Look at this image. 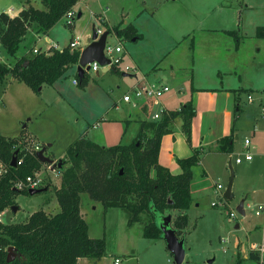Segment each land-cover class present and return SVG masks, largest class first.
Returning <instances> with one entry per match:
<instances>
[{
	"label": "rangeland",
	"instance_id": "374dc122",
	"mask_svg": "<svg viewBox=\"0 0 264 264\" xmlns=\"http://www.w3.org/2000/svg\"><path fill=\"white\" fill-rule=\"evenodd\" d=\"M249 1L252 2V9H245L240 19L242 30L250 37L247 43L239 51L230 47L203 50L204 53L211 54L210 60L202 58L200 61L206 69L203 70L206 71L205 76L202 70L197 71L201 72L200 79L211 83L218 79L222 81L223 75L212 77L210 71L221 62L230 67L237 66V69L246 67L241 76L246 82H250L247 86L257 92L264 89V42H260L257 37L258 26H264V7L261 5L262 0ZM241 2L243 0H80L74 10L75 20L70 23L63 19L53 28L51 34H36L35 46L46 51L51 46L46 40L51 37L60 49L69 46L76 39L88 46L92 42L94 29L105 32L104 23L110 22L112 26L108 24V27L112 29L136 26L135 39L138 41L120 39L114 32L110 33L107 40L112 46L124 48L126 54L121 65L123 71L131 75L150 72L157 63L155 56L162 54L163 58H166L162 66L172 63L179 71L180 68L193 64L191 38L184 40L182 35H186L187 31L191 32L189 30L195 28L198 23L201 28L222 25L238 30L236 25L241 11L238 4ZM22 4L25 8L43 7L39 0H0V9ZM80 13L82 15L78 18ZM139 33L144 36L140 40ZM200 38L206 46H213V36ZM258 42L262 47L261 53L256 50ZM199 50L201 52V48ZM0 62L14 63V58L0 48ZM77 68L69 72L68 78L58 81L54 86H45L40 94L26 84L11 82L10 79L1 85L0 133L8 139H20L21 135L26 134L22 136L27 143L26 148L21 147V142L18 143V148L29 149V153H38L45 149L46 156L59 163L67 159L69 149L80 138L97 142L101 146L114 141V135L109 134V130L111 127L115 128L114 125H117L120 117L130 115V119H143L135 121L138 124L151 121L153 109L147 107L146 110H135L123 101L118 104L119 108L116 106L115 101L123 97L124 91L132 85L131 78L121 85L120 67V74H108L106 77L103 72H85L88 83L84 86L77 77ZM235 77L234 74L232 79ZM74 79L79 82L78 85L73 84ZM262 96L264 98L263 94ZM243 100L246 104V97H243ZM257 103L247 106L242 115L239 122V127L241 125L242 128L239 131V139L235 141V152L228 157L227 163L224 158L210 159L212 165L207 166L211 178L204 186L201 184L195 189L194 197H200L196 201L199 204L200 200V206H193L194 202L187 212L189 226L184 234L187 250L184 264H210L211 261V264H236L238 255L242 264H255L248 259L249 252L240 250L238 255L235 254L236 242L239 240L244 243L263 216L257 217L248 209L247 217L239 215L235 222H230L229 215L249 194H264V108ZM132 126V133L135 134L138 126L133 123ZM249 136L253 140L251 152L254 160L235 165L236 158L246 152H241L240 147ZM133 138H129L127 142ZM50 144L53 147H50ZM230 161L235 165H232L235 174L232 201L225 197L224 199L222 194L215 191L217 183L223 184V191L227 190L232 177ZM67 167L69 164H64L63 169ZM6 169L5 166H0V173L5 175ZM37 172L43 176L48 191L34 196L19 194L15 204L17 211L6 209L0 215L2 223L26 221L32 213L41 209H45L50 215L58 212L55 190L61 186V169L52 171L50 165L44 164ZM82 210L90 227V236L96 239L105 238L107 242L108 256L99 264H114L116 258H120V264H175L174 256L164 240H148L143 237V229L150 221L147 215H143L142 222L129 226L124 210L105 209L102 204L92 201L87 195L82 197ZM168 213L169 211L165 212ZM171 213L172 226L175 227L176 218L183 212L172 210ZM239 223L241 229L236 230L235 226ZM256 235L258 236V233ZM243 243L240 242L241 249L244 247Z\"/></svg>",
	"mask_w": 264,
	"mask_h": 264
},
{
	"label": "trees",
	"instance_id": "16d2710c",
	"mask_svg": "<svg viewBox=\"0 0 264 264\" xmlns=\"http://www.w3.org/2000/svg\"><path fill=\"white\" fill-rule=\"evenodd\" d=\"M39 1L42 8L29 6L17 17L0 14V44L14 58V63L0 62V86L11 78L40 94L45 86H54L68 78L69 72L79 66L81 51L70 46L52 48L49 52L40 49L35 53L34 50L36 34L48 35L80 0ZM104 26L105 32H114L120 39L136 38L134 26L123 29L109 28L107 23ZM118 68L110 70L120 74ZM77 77L83 86L88 83L86 74L83 78ZM195 116V104L189 101L178 111H165L160 120L142 121L137 136L130 143L105 147L85 138L78 139L69 149L68 160H63L69 167L61 169V186L55 190L58 212L50 215L41 209L20 223L0 222V264H78L82 258L96 263L107 257L106 239L90 236V227L81 211L83 195L105 209L124 210L129 226L142 222L143 215H147L150 221L143 229V237L148 240H163L155 214L181 211L184 214L176 218L173 227L182 237L189 226L187 212L194 203V169L200 164L202 151L196 149L189 158L178 160L182 169L179 175L172 174L160 163V151L163 138L174 131L179 119L191 144ZM25 135L8 139L0 133V160L8 169L0 176V215L15 206L19 194L29 195V191L16 190L14 183L34 175L44 165L37 153L27 154L21 166L11 165L19 150L18 143L21 142V147L27 146L22 137ZM222 141L226 144L223 146L221 142L220 150L231 151V140ZM22 156L20 153L19 158ZM45 188L48 191L47 185L42 189ZM166 211L169 213L165 214ZM11 247L15 248L16 257L9 262ZM250 259L259 264L260 255L251 252ZM236 264H242L240 255Z\"/></svg>",
	"mask_w": 264,
	"mask_h": 264
},
{
	"label": "crops",
	"instance_id": "0c3cea01",
	"mask_svg": "<svg viewBox=\"0 0 264 264\" xmlns=\"http://www.w3.org/2000/svg\"><path fill=\"white\" fill-rule=\"evenodd\" d=\"M250 4H252V2H250L249 0H243V2L238 4L239 5L238 9L241 10L239 22L236 25L238 30L235 29L234 27H230V29H228L226 28V26H222V25L208 26V27L202 26L203 28H201L199 27V23H198L196 24L195 28H191L192 30H189L191 32L187 31L186 35L185 34L182 35L184 40L191 38L190 50L192 53L193 64L190 67L188 66L182 67L179 69V71H177V69L172 65V63L162 66L164 64L163 62L164 59H166L163 58V54L161 56L158 55L155 56L157 63L154 64L150 72H139L136 75L133 74L131 75L125 73L123 71V68L120 66L121 76H122L121 85H123V83H125L128 78L132 79V85L129 86V88L124 91L123 95L126 92H128L131 89V87H133L135 84L141 83L144 79H148L150 81L163 82L171 87L172 91L166 96L164 101L165 106L169 111H178L181 109L183 105H185L189 101H192L195 104L196 116L192 123L191 144L187 141L186 135L183 132L182 120L181 119L177 120L174 131L163 138L161 151H160V163L163 166L167 167L172 174L179 175L182 173V169L178 164V160L189 158L194 154V151L196 149H200L202 151V158L200 164L194 169V178H193L192 195L195 202L193 206L196 207L200 206V200H199V204L196 203V201L200 199V197H194V192L196 191L195 189L198 188V186L201 184H202L201 186H204V183L210 180L211 175L209 173L210 169L208 168V166L212 165L213 158L215 160H219V158H224V161L227 163L228 157L235 152L236 150L235 141L239 139L240 137L239 131L240 128H242L241 125L239 127V122H241L242 115L243 113H245L247 106L258 102L257 104L262 105L264 108V98L262 96V94L264 95L263 93L264 89L261 92H257L254 88L248 87L249 86L248 83L250 82H246V79L244 80L243 76H241L243 75L244 69L246 67L244 68L238 67L237 69V66L230 67L225 63L220 62L218 63L217 67L211 69L210 71L212 77H216V76L221 77L223 75L221 77L222 81L218 79V80H214V82L212 83L210 81H206L205 79H200L201 72L200 73L197 72L202 70V72L204 73L203 76L206 75V71H203L206 69L201 65L200 61L202 58H206L207 60H210L209 55L211 54V52L210 54H207L204 53L203 50L214 49V47L217 49L221 47L222 48L225 47L227 49L228 47H230L232 50L239 51L240 49H242V46H244V44L247 43V40L250 37L244 30H242V24L240 23V19L245 9H252ZM261 5L264 7V0H262ZM24 9H25L24 4L18 7L9 6L8 8L0 9V14L7 13L11 17H17ZM108 24L111 25L110 22ZM134 27L136 28V26ZM257 29H258L257 37L260 39V42H264V26H258ZM260 29H262L261 32H259ZM51 31L49 32V34H51ZM209 35L213 36V46L211 48L206 46L205 42L202 41V39L200 38V36H202L203 39H206L207 36ZM197 36H199L198 39ZM143 37L144 36L141 35V38H139V40L142 39ZM51 38L48 39H50L54 43L53 38L52 39ZM225 38H228V40H226ZM0 48H2L1 44H0ZM200 48H201V52L199 50ZM256 50L258 53L262 52V47L260 46L259 42L257 44ZM231 69H234V71H231ZM101 72L104 73L105 77L108 74L110 75L117 74L115 71L110 69L108 70V72H104V70H102ZM234 74L236 77L235 79H232V76H234ZM9 81L16 82L14 79L11 78ZM220 83L222 84L221 86ZM118 87L122 90V86L119 85ZM250 95L254 97L253 101L249 100ZM243 97H246L247 100L245 101L246 104H244L243 102L244 101ZM120 102H122V97L115 101V104L118 108H119L118 104H120ZM140 120L143 119H130V115L125 117H120L117 120L118 121L116 123L117 125H114L115 128L112 129L111 127L110 130L108 129L110 131L109 134L113 133L114 141L110 142V144L108 145H103V146L109 147V146L118 145L122 142L128 143L127 140L129 138H133L135 135L137 136V133L140 130V123L139 124L135 123V121H140ZM126 121H128V123H126ZM132 123L138 126L137 128L138 131H136L135 134L132 133V127H133ZM97 125L101 126L99 124ZM119 125L121 127H119ZM227 139L231 140L230 141V145L232 147L231 151L220 150V143L223 142L222 140H227ZM247 139L251 140V146L248 149L251 152V148L253 147V142H252L253 140L251 136L247 137L245 141ZM245 141L242 143V146L240 147V151L243 153L246 151ZM224 144L226 143L223 142V146ZM50 147L53 146L51 145ZM224 148L226 149V147ZM251 154L253 155L252 152ZM210 159L212 160L210 161ZM244 162H251V161H244ZM229 164L231 169L233 170L232 165L235 166L236 162L235 165L231 161L229 162ZM218 184L223 185L222 183H217V185ZM215 191H217V189ZM217 192L222 193L223 191H217ZM225 192L226 191H224V193ZM233 192H234V185H233ZM243 200H245L244 209L246 212V215L243 217H247V211L249 209L248 204L254 207V209H251V211L254 213L256 210H259L260 208L261 209L264 208V194L262 195V193L259 196H256V194H249L241 201ZM241 201L238 203L237 207H235L236 210L240 205ZM255 206L258 208H256ZM81 211L82 214L85 216L82 208ZM256 216L257 217L263 216V217L254 226V230L250 232L249 236L246 238V241L244 243L243 241H240L241 243H243L242 247L244 246L242 250H244V252L246 253L254 252L250 250L251 244L264 243V214L260 216L258 215ZM238 225L239 228H237ZM235 229L236 230L241 229V224L240 223L237 224L235 226ZM256 233H258V236L256 235ZM239 250H241V247L240 249H237L235 254H237ZM245 257L247 258V256ZM116 259H120V258H116ZM248 259H250V254ZM102 260L97 261L95 263L90 261L89 259L82 258L79 260L78 264H99V262H101Z\"/></svg>",
	"mask_w": 264,
	"mask_h": 264
},
{
	"label": "built area",
	"instance_id": "2783aa9c",
	"mask_svg": "<svg viewBox=\"0 0 264 264\" xmlns=\"http://www.w3.org/2000/svg\"><path fill=\"white\" fill-rule=\"evenodd\" d=\"M74 10L69 12L64 17V19H67L70 23H72L75 20ZM97 32L99 34V37L103 34L102 30H98ZM46 42L51 46L45 52L51 51L52 48L60 49V47L57 44L53 43L50 39H47ZM69 46L72 49L80 50L81 54L84 51V49L87 47L86 44H83L79 39H76L75 41L71 42ZM39 50H40L39 48H35L34 52L38 53ZM104 54H105V57L110 60V64H108L107 66H102L98 62H94L90 64V69L86 70V72L98 74L104 69V67H108V69L120 67L122 65V61L124 59L126 52L122 46H112L107 42L105 50H104ZM73 84L78 85L79 82L77 80H74ZM171 91L172 89L168 84H165L160 81H150L148 79H144L141 83L135 84L133 87H131V89L123 95L122 101L135 110L141 109V108L143 109L145 106H147L150 109H153L154 113L151 115V119L154 121H157V120H160L162 118L163 113L168 110L167 107L165 106L164 101H165L166 96ZM263 93H264V90H263ZM249 100L253 101L254 97L250 95ZM263 116H264V110H263ZM250 146H251V140L247 139L245 141L246 152L244 155L236 158V164H241L244 161L253 160V155L248 150ZM23 148H26V146ZM18 151H19V154H18L17 166L23 165L24 158L27 154L37 153V151L29 153V149H22V148H19ZM20 153H23V156L21 158H19ZM0 166L1 167L5 166V164L1 160H0ZM7 172H8V169H6L5 173ZM3 175H4L3 173H0V176H3ZM44 186H45V180L39 172H36L34 173V175L28 176L25 179H18L14 183V188L20 192L38 190V189H42ZM223 190H224L223 185L218 184L217 191H223ZM220 194H222L223 198L225 197L224 191ZM248 208L254 209V207L249 204H248ZM255 213L258 216L263 215L264 208L256 210ZM239 215L240 214L238 213L237 210L235 211L231 210L230 215H229L230 222H235V220L238 218ZM1 218L2 217L0 216V222L2 223ZM236 248L240 249L239 240H237L236 242ZM250 250L258 253L260 255L259 264H264V243L251 244ZM241 251L244 252V250L242 249ZM115 264H120V259H116Z\"/></svg>",
	"mask_w": 264,
	"mask_h": 264
},
{
	"label": "water",
	"instance_id": "95a60500",
	"mask_svg": "<svg viewBox=\"0 0 264 264\" xmlns=\"http://www.w3.org/2000/svg\"><path fill=\"white\" fill-rule=\"evenodd\" d=\"M81 13L79 14L78 18L81 17ZM110 33L108 31L104 32L100 37L96 29H94V33L92 35V42L84 49V51L81 54L79 66L77 68V72L80 78H83L86 70L90 69V64L94 62L100 63L102 66H107L110 64V60L105 57L104 50L106 47V43L108 40ZM136 40V39H135ZM104 72H108V67H104ZM51 146V145H50ZM46 150L42 149L37 153V157L40 159V161L43 164H47L51 166V169L53 171L57 169H62L64 164L63 161H60L59 163L55 162L52 158H49L46 156ZM18 154L19 151H16L13 160H12V166L17 167V160H18ZM234 179L235 174L232 170V177L230 180V183L228 185V188L225 192V198L229 201L234 199L233 194V185H234ZM47 189H38V190H30L29 195L34 196L36 194H40ZM245 200L241 201L240 205L237 208V211L240 213V215L245 216L246 212L244 209ZM12 211H17V206L12 207ZM156 215V222L159 226V228L163 232V240L166 243V246L168 250L172 253L174 256L175 264H184L187 256V250H186V241H185V235L182 237H179L177 234V230L172 226V214L169 215ZM239 228V225L237 226ZM14 247H11L9 249L8 254V261H12L15 259L14 254ZM213 263V261L210 262V264Z\"/></svg>",
	"mask_w": 264,
	"mask_h": 264
}]
</instances>
